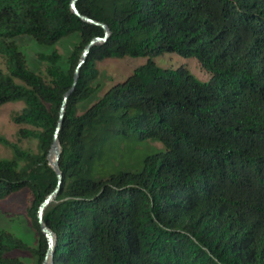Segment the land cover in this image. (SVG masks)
Wrapping results in <instances>:
<instances>
[{
  "label": "trees",
  "instance_id": "1",
  "mask_svg": "<svg viewBox=\"0 0 264 264\" xmlns=\"http://www.w3.org/2000/svg\"><path fill=\"white\" fill-rule=\"evenodd\" d=\"M74 0H0V106L39 152L0 159V200L27 188L36 248L0 231V264L29 250L43 264L40 206L58 186L49 163L65 95L87 45L105 30L75 13ZM83 16L110 28L80 69L59 132L62 184L44 212L56 234L52 264H264V0H77ZM78 34L68 70L28 68L15 38L54 45ZM194 56L211 73L163 68L154 57ZM146 56L83 110L97 88V61ZM158 142L140 169L121 168L117 136ZM0 140H2L0 138ZM3 141V140H2ZM8 144L7 141H4ZM147 142V143H149Z\"/></svg>",
  "mask_w": 264,
  "mask_h": 264
},
{
  "label": "rangeland",
  "instance_id": "2",
  "mask_svg": "<svg viewBox=\"0 0 264 264\" xmlns=\"http://www.w3.org/2000/svg\"><path fill=\"white\" fill-rule=\"evenodd\" d=\"M15 43L21 51L26 65L29 69L41 76L47 77L48 68L51 67L53 59L57 65L68 70L72 53L80 43L78 34L68 36L54 45H43L37 42L32 36H19L15 38ZM148 58L146 56H126L123 58H104L97 61L98 76L93 82L97 91L86 101L80 104L79 110H83L93 101L100 98L106 90L114 83L122 81L138 66L144 64ZM155 65L163 68L177 69L186 68L200 81H208L211 73L203 68L194 56H183L176 52H167L154 57ZM0 66L6 69L4 61L0 58ZM22 100H13L0 106V159H10L15 155V150L9 144H14L22 150L39 152L38 139L35 137H25L21 133L22 128L33 129L27 124H19L15 117L24 108ZM4 141H7L5 143ZM139 141L135 136H117L112 143V147L117 152L120 159V167L132 170L140 169L143 158L160 148L158 142L147 143ZM32 202V196L27 188H23L12 193L7 198L0 200V231H9L30 247L36 248L38 243V233L32 225L28 208ZM11 256L22 259L26 264H37L36 256L27 250L15 249L11 251Z\"/></svg>",
  "mask_w": 264,
  "mask_h": 264
},
{
  "label": "water",
  "instance_id": "3",
  "mask_svg": "<svg viewBox=\"0 0 264 264\" xmlns=\"http://www.w3.org/2000/svg\"><path fill=\"white\" fill-rule=\"evenodd\" d=\"M73 9H74L75 13L78 14L79 16H81L84 20L91 22V23L98 24L101 27H103L105 30V36L104 37H100V36L95 37L87 45V47L84 49V51L82 53L81 60H80L78 67L76 69V76H75L74 85H73L72 89L70 91H68L65 95V101H64V104H63L62 109H61L60 120H59L58 127L56 130L55 139H54L52 148H51L50 153H49V157H48L49 163L57 172L59 182H58L57 188L51 194H49L46 197V199L44 200V202L41 204L40 211H39L40 220L42 222V231L47 236V240H48V251H47V254H46V257H45L43 264H52L53 254H54L55 244H56V234L44 223L43 217H44L45 209L47 208V206L52 201H54L56 199L59 191L61 190L62 172L59 168V158H60V153H61V146H60V143L58 141V136H59V132L62 128V123H63L64 117H65V110H66L67 101H68V98H69L72 90L74 89V87L77 84L80 69L83 66V64L86 62L87 58L89 57L93 46L106 42V40L108 39L109 34H110V28L106 24L96 22L92 18H89L87 16H83L80 13V11L78 10V7H77V0L73 1Z\"/></svg>",
  "mask_w": 264,
  "mask_h": 264
}]
</instances>
